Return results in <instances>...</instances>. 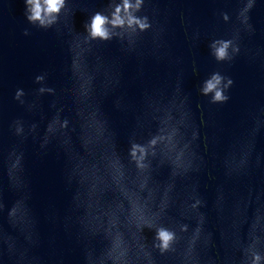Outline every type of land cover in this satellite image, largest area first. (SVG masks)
Instances as JSON below:
<instances>
[{
	"label": "clouds",
	"instance_id": "obj_1",
	"mask_svg": "<svg viewBox=\"0 0 264 264\" xmlns=\"http://www.w3.org/2000/svg\"><path fill=\"white\" fill-rule=\"evenodd\" d=\"M254 2L247 0L241 9L239 16L242 23H248L247 13ZM24 5L27 22L47 30L59 23L62 13L68 8V0H24ZM144 5L145 0H108L106 8L94 12L85 23L84 33H75L69 50L72 53L70 71L75 81L73 96L78 105V130L76 126L70 128L72 121L62 117L64 109L59 107L46 125L40 148L46 150L53 139L58 141L59 149L67 158V182H75L78 186L72 199L77 207L84 210L81 219L84 230L93 238L100 237L104 241L99 250L95 245L85 248L84 264H140L141 259L146 264H154L153 251L160 255H177L181 264H215L210 253L216 248V243L213 233L205 228L207 216L201 211L206 207V201L196 188L180 204L181 220L168 213V209L176 203L173 196L176 178L198 172L203 162L197 151L201 133L192 113L185 106L186 98L179 102V115L175 111V99L167 104L149 103L157 127L145 138L130 137L127 162L116 151L114 133L100 105L93 103L96 81L102 75L100 67H93L89 61L94 42L116 39L132 49L140 35L153 27L147 15H140ZM221 17L225 22L229 20L227 13H221ZM24 35H29L27 29ZM235 39L220 38L210 43L211 55L217 62L230 61L239 53ZM104 75L106 86L119 85V78L112 81ZM45 81L46 74L35 77V83L40 85L36 89L37 95L54 96L56 89L47 86ZM232 85L231 78L214 72L201 83L199 92L210 97L211 104H224L230 99L227 92ZM25 95L24 89L18 88L14 99L24 104ZM116 106L119 107V101ZM52 107H56L55 103ZM13 129L17 137L25 136L22 121H14ZM36 129L37 125L32 124L28 131L35 133ZM72 133L77 134L81 149L90 159L79 152H71ZM100 144L103 150L97 152L95 149ZM247 156L243 153L236 166H244ZM234 160L235 156L226 160V167ZM164 166L170 171L168 179L161 183L154 179L153 174ZM7 176L11 190L17 193V198L7 208L8 223L22 234L27 244L35 245L37 221L28 203L31 196L23 151L13 149L8 154ZM109 193L113 198L105 205L103 199ZM5 207L0 191V214ZM193 219L195 226L184 222ZM260 222L257 210L251 225L250 241L241 249L240 264H264V237L257 232ZM146 228L154 233L151 244L143 235ZM4 244H7L9 257L15 258V264H27L28 249L18 247L16 239L5 237L0 230V250Z\"/></svg>",
	"mask_w": 264,
	"mask_h": 264
}]
</instances>
